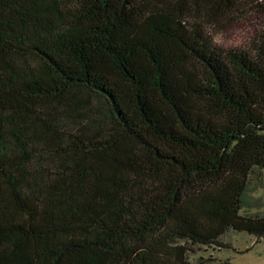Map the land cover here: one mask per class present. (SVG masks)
Returning a JSON list of instances; mask_svg holds the SVG:
<instances>
[{
  "label": "trees",
  "instance_id": "obj_1",
  "mask_svg": "<svg viewBox=\"0 0 264 264\" xmlns=\"http://www.w3.org/2000/svg\"><path fill=\"white\" fill-rule=\"evenodd\" d=\"M202 1L0 0V264H190L229 229L264 237L239 213L264 169V30L222 49Z\"/></svg>",
  "mask_w": 264,
  "mask_h": 264
},
{
  "label": "rangeland",
  "instance_id": "obj_2",
  "mask_svg": "<svg viewBox=\"0 0 264 264\" xmlns=\"http://www.w3.org/2000/svg\"><path fill=\"white\" fill-rule=\"evenodd\" d=\"M198 8L192 13L203 17L201 20L206 31L214 44L222 49H246L250 47L251 40L264 30V16L246 9L244 14L231 19L228 16L215 17L210 0L199 2ZM239 213L264 214V169L254 168L250 173ZM255 239L254 235L229 229L216 244L191 246L187 257L190 264H264V237L258 243H254Z\"/></svg>",
  "mask_w": 264,
  "mask_h": 264
}]
</instances>
